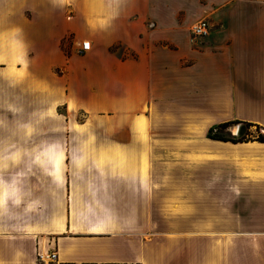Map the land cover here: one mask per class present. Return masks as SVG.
<instances>
[{"label":"crops","instance_id":"obj_1","mask_svg":"<svg viewBox=\"0 0 264 264\" xmlns=\"http://www.w3.org/2000/svg\"><path fill=\"white\" fill-rule=\"evenodd\" d=\"M232 121L264 129V0H0V264H264Z\"/></svg>","mask_w":264,"mask_h":264},{"label":"trees","instance_id":"obj_2","mask_svg":"<svg viewBox=\"0 0 264 264\" xmlns=\"http://www.w3.org/2000/svg\"><path fill=\"white\" fill-rule=\"evenodd\" d=\"M240 123L246 126V132L243 136L236 138L229 131L226 130L230 125L233 124L237 125ZM252 126H254L253 131L250 130ZM207 137L213 140L231 141V142H242L249 140L264 142V129L257 124H251L248 122H239V121L224 122L209 128L207 132Z\"/></svg>","mask_w":264,"mask_h":264},{"label":"built area","instance_id":"obj_3","mask_svg":"<svg viewBox=\"0 0 264 264\" xmlns=\"http://www.w3.org/2000/svg\"><path fill=\"white\" fill-rule=\"evenodd\" d=\"M189 33L192 40H196L198 38H203L208 35L209 33V23L208 20L205 18L198 19L194 21L189 26ZM77 50L78 51H85L88 50L90 47L89 41L86 40H80L77 42ZM56 258L55 252L51 253H43V252H37L36 254V260L38 262L44 263L47 262H53Z\"/></svg>","mask_w":264,"mask_h":264},{"label":"rangeland","instance_id":"obj_4","mask_svg":"<svg viewBox=\"0 0 264 264\" xmlns=\"http://www.w3.org/2000/svg\"><path fill=\"white\" fill-rule=\"evenodd\" d=\"M235 127H236V125L232 128L231 134L234 131ZM251 130L253 131L254 128H251ZM239 231H240V233L241 232H243V233L251 232V233H254V234L258 235V234H261L262 232L264 233V227H248V228L247 227H240Z\"/></svg>","mask_w":264,"mask_h":264},{"label":"water","instance_id":"obj_5","mask_svg":"<svg viewBox=\"0 0 264 264\" xmlns=\"http://www.w3.org/2000/svg\"><path fill=\"white\" fill-rule=\"evenodd\" d=\"M246 132V126L244 124H237L234 131L232 132V135L236 138H239L243 136Z\"/></svg>","mask_w":264,"mask_h":264}]
</instances>
